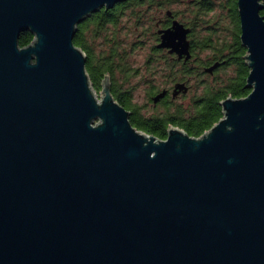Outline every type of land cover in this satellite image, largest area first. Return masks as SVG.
<instances>
[{
    "label": "water",
    "instance_id": "1",
    "mask_svg": "<svg viewBox=\"0 0 264 264\" xmlns=\"http://www.w3.org/2000/svg\"><path fill=\"white\" fill-rule=\"evenodd\" d=\"M122 1L0 0V264H264V0H238L250 92L166 138L132 124L108 73L95 89L74 43ZM158 32L191 57L184 23Z\"/></svg>",
    "mask_w": 264,
    "mask_h": 264
},
{
    "label": "trees",
    "instance_id": "2",
    "mask_svg": "<svg viewBox=\"0 0 264 264\" xmlns=\"http://www.w3.org/2000/svg\"><path fill=\"white\" fill-rule=\"evenodd\" d=\"M182 2L187 4L185 9L175 8ZM261 13L264 15V9ZM124 19L136 36L129 46L121 35L128 27ZM175 19L191 30V57L187 60L157 46L160 41L158 31L171 26ZM224 19H228L227 24L223 23ZM240 33L238 0H125L111 8L103 7L81 22L74 43L87 54L86 67L98 92L104 76L110 75L112 92L131 111L130 120L134 126L160 138L167 137L171 125L185 129L192 136H200L223 116L220 103L223 99L244 97L250 92L246 87L249 67L244 55L247 50L241 43ZM98 38L104 47L96 52L94 41ZM32 39L33 34L25 30L20 34L19 44L25 46ZM147 43L151 50L147 64H165L173 84L160 89L159 85L151 83L148 96L153 104L152 113L144 112L145 106L135 102V85H126L133 76L140 74L130 65L128 56L138 44ZM206 50L210 53L201 58L200 54ZM216 62L220 65L213 72L206 70ZM148 68L155 73L156 69ZM230 68L233 69L231 74ZM221 72L226 74L223 79ZM201 73L215 81L206 83L202 95L191 97L188 104L177 102L179 96L173 94L154 101L158 93L165 89L168 93L177 83L187 81L191 74ZM117 74L121 75V82L117 80ZM190 89L189 86L186 93L180 92L182 97H187Z\"/></svg>",
    "mask_w": 264,
    "mask_h": 264
},
{
    "label": "rangeland",
    "instance_id": "3",
    "mask_svg": "<svg viewBox=\"0 0 264 264\" xmlns=\"http://www.w3.org/2000/svg\"><path fill=\"white\" fill-rule=\"evenodd\" d=\"M187 7V4L185 3H179L175 6L177 9H185ZM126 19V18H125ZM124 24L128 25V22H125ZM223 23H228V19H224ZM225 24V26H226ZM130 25H128L127 29L124 28V30L121 32L122 37L124 38V41L127 42L126 45L129 46L133 40H136V36L133 31L129 28ZM132 31V32H131ZM96 52L101 51L102 47H104V44L102 43L101 39L98 38L94 41ZM103 44V45H102ZM149 43L140 45L138 44L135 49H132L129 56H128V62L130 65L138 69L140 71V74L137 76H133L128 84L126 85H135V102H137L140 105H144V112L152 113L153 112V104L149 100L148 92L150 89L151 83H155L156 85L160 86V89H163L164 86H173L171 82L169 81V71L165 69V64L163 63H152L147 64V61L150 57V48ZM210 51L206 50L200 54L201 58H204L207 54H209ZM148 67H151L152 69H156L155 73L148 71ZM229 73H233V69L230 68ZM221 79H223L226 74L221 72ZM116 78L118 81L121 82V75L117 74ZM215 79L213 77L209 76L208 74L201 73L200 74H191L188 79L187 83L191 87L190 93L187 97H182L180 95L177 99V102L188 104L191 97L193 96H199L202 95L203 89L206 85V83L214 82ZM159 110H162V107H159Z\"/></svg>",
    "mask_w": 264,
    "mask_h": 264
},
{
    "label": "flooded vegetation",
    "instance_id": "4",
    "mask_svg": "<svg viewBox=\"0 0 264 264\" xmlns=\"http://www.w3.org/2000/svg\"><path fill=\"white\" fill-rule=\"evenodd\" d=\"M190 28V27H189ZM191 31V30H190ZM190 34V33H189ZM183 82H186L187 83V81H183ZM188 84V83H187ZM166 90V89H165ZM169 92L167 93V96H169V95H171L172 96V94H173V88L172 89H169L168 90ZM181 94L179 93L177 96H180Z\"/></svg>",
    "mask_w": 264,
    "mask_h": 264
}]
</instances>
